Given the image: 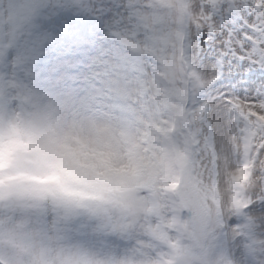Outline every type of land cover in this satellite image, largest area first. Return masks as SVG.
Wrapping results in <instances>:
<instances>
[{
    "label": "clouds",
    "instance_id": "clouds-1",
    "mask_svg": "<svg viewBox=\"0 0 264 264\" xmlns=\"http://www.w3.org/2000/svg\"><path fill=\"white\" fill-rule=\"evenodd\" d=\"M33 9L34 0H0V29H17ZM134 174L133 161L113 158L89 132L73 91L55 83L34 92L6 89L0 95V264H124L125 253L89 243L63 218L82 211L79 205L111 207L105 201L116 200ZM13 202L44 211L26 215L13 211Z\"/></svg>",
    "mask_w": 264,
    "mask_h": 264
},
{
    "label": "snow or ice",
    "instance_id": "snow-or-ice-1",
    "mask_svg": "<svg viewBox=\"0 0 264 264\" xmlns=\"http://www.w3.org/2000/svg\"><path fill=\"white\" fill-rule=\"evenodd\" d=\"M185 43L193 62L211 72L203 93L210 111L215 105L236 115L239 101L264 112V0H226L211 25L190 30Z\"/></svg>",
    "mask_w": 264,
    "mask_h": 264
},
{
    "label": "rangeland",
    "instance_id": "rangeland-1",
    "mask_svg": "<svg viewBox=\"0 0 264 264\" xmlns=\"http://www.w3.org/2000/svg\"><path fill=\"white\" fill-rule=\"evenodd\" d=\"M45 28L47 30H53V25H45ZM107 32L105 30L100 31L97 35H88L85 37V39H81L79 42L75 41L76 44L74 47H72L68 53H65V55L59 54L57 56V59L63 60L64 69L62 70V73L67 75L68 78H75L79 82V90L82 91L79 93L80 96H82V101L84 103L89 102L90 105L89 108H86V111H89L92 113V117L94 115H99L100 117L108 116L106 109L102 106V101H100L98 98L92 95L90 88L87 90L86 82L88 80V74L89 69L92 67L91 61L95 59L97 56L99 47L102 43V37L106 36ZM45 49H48L46 46ZM201 88L197 86L195 90V100H198L200 102L199 107L195 106L196 104L192 105L191 108H195L200 111V114L203 115H209L210 120H216L217 125L219 122V119L222 124L229 123L231 120V116L225 113H220L216 110V106H212V110H209V102L204 99L203 93L210 87L213 80L211 78V72L203 68L201 74ZM90 98H92L93 101H90ZM193 129H196V124L192 125ZM211 143L213 146L217 149V155L220 157L218 169L221 172L222 175L227 176V174L223 171V162L225 157V151L220 149V143L216 138H212ZM196 145V142H195ZM224 147V146H223ZM209 174V169L205 167H201L198 170L197 176L204 180H206L207 175ZM141 194L137 191L133 190L130 195H126L127 200L130 202L133 201V198H136L137 196H140ZM146 203L143 202L144 199L141 202H134L132 209L128 213V216L131 217V219L134 221L133 224L130 227H127V230L129 233H133L132 239L134 240L140 232H144V229L142 226L145 227V231H148L152 226L156 225V220L154 218L155 210L151 207L150 202L148 201L147 197H144ZM118 200H122L123 195H119L117 198ZM109 203V201H105V204ZM103 217L102 213L96 212L94 217H92V220L89 221V226L93 227L94 219L97 221H100ZM261 227V226H259Z\"/></svg>",
    "mask_w": 264,
    "mask_h": 264
},
{
    "label": "bare ground",
    "instance_id": "bare-ground-1",
    "mask_svg": "<svg viewBox=\"0 0 264 264\" xmlns=\"http://www.w3.org/2000/svg\"><path fill=\"white\" fill-rule=\"evenodd\" d=\"M226 159H228V158L226 157Z\"/></svg>",
    "mask_w": 264,
    "mask_h": 264
}]
</instances>
